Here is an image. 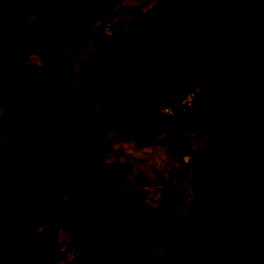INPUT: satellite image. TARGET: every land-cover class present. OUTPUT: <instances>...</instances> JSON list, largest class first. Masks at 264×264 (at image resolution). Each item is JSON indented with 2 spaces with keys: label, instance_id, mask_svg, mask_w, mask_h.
Masks as SVG:
<instances>
[{
  "label": "trees",
  "instance_id": "16d2710c",
  "mask_svg": "<svg viewBox=\"0 0 264 264\" xmlns=\"http://www.w3.org/2000/svg\"><path fill=\"white\" fill-rule=\"evenodd\" d=\"M124 1L111 12L99 7L114 0L45 1L37 12L56 23L58 34L33 23L31 36L16 41L12 49L17 56L53 59L68 49L83 69L57 75L37 62L16 71L0 68V189H26L23 206L0 217V264H95L96 259L99 264H141L142 250L135 252L121 235L135 225L137 214L109 211L104 172L92 165L106 149L104 127L132 137L146 123L151 136L164 131L174 140L170 154L165 152L169 162L156 163V169L175 167L172 173L160 185L154 178L143 180L156 185L158 193L149 218L153 238L147 243L156 264H264V161L248 186L250 202L240 204L247 146L235 144L231 163L217 169L213 163L220 129L188 127L205 107L188 106L179 118L183 131L176 133L171 130L173 118L150 102L180 99L188 65L237 69L241 85L233 89L239 119L233 136L240 137L244 109L250 107L256 120L254 152L261 154L264 0ZM243 35L256 54L248 67L240 64L231 46ZM90 39L96 50L83 58L80 50ZM65 75L82 76L98 91L97 118L58 108L62 94L79 105L90 104L66 89ZM203 94L201 90L199 98ZM123 124L128 130L121 129ZM19 150L27 159L21 183L16 179ZM157 151L163 153V148ZM145 192L140 188L137 193L142 212ZM245 224L258 232L242 234L239 229Z\"/></svg>",
  "mask_w": 264,
  "mask_h": 264
},
{
  "label": "rangeland",
  "instance_id": "374dc122",
  "mask_svg": "<svg viewBox=\"0 0 264 264\" xmlns=\"http://www.w3.org/2000/svg\"><path fill=\"white\" fill-rule=\"evenodd\" d=\"M121 1L122 3L125 2L124 0ZM139 1L142 0H138V2ZM119 3L120 0H114V2H112L113 6L114 4L119 5ZM100 6L101 7H99V10L106 12L107 7L105 5ZM5 21L7 20L3 19L0 24ZM14 25L15 27L18 26L16 22ZM247 26L248 22H246V29ZM8 33L9 30L3 35L4 43L10 39ZM93 46L94 40L90 39V42L86 46V53ZM231 46L237 53V58L243 67H248L254 63L256 54L248 47L245 35L239 39L233 40L231 42ZM111 66L113 65L111 64ZM223 80H226V85L222 84ZM235 85H241V73L237 69H232L229 71L226 69H216L214 66L202 68L200 65H188L186 88L182 93L180 101H178L179 99L170 100L169 98L163 97L157 98V100L154 99L151 103L156 107H160L159 109L169 114L173 118L174 123L171 127V130L176 133L182 132L183 130L179 126V108H177V105L175 106V104L180 103L181 106L186 107V105L191 106L195 103H198L204 106V116L199 117V121L192 124V128L198 129L200 126L204 125L205 122H207L208 125L210 124L211 126H216L220 129V144L213 163L217 169H220L231 163V149L235 144L240 142L247 146L248 153L246 159L243 162V168L245 172V188L239 201L240 204L244 205L250 202L248 186L255 180L263 164L264 139L260 138L259 140V148L262 153H255V142L252 140L251 136L252 131L256 127V120L253 117L254 115H252V111L250 114L246 113L245 115V127H242L240 137L235 138L233 136L237 121L239 119V110L234 100L233 86ZM64 86L66 87V84H64ZM73 89L75 88H72V93ZM84 89H87L86 86ZM201 90L204 91V94L203 97L199 98V92ZM93 91H95V89H91V91L87 89L86 92H84V97H86L85 99L90 101V105H88V107L92 108L94 107L95 102H97L98 97V92L96 91V94ZM81 95H78V98L82 97ZM63 98H65L66 101L71 99L67 94L63 95ZM75 104L76 108L80 106L77 103ZM182 108L181 110H183ZM121 129L128 130V126L123 124ZM150 130V123H146L132 137L124 135L106 139V149L104 153L105 160L111 164V168L107 169V175L105 178L108 208L112 214H126L127 210H132L137 214V217L134 221L135 225H132L130 229L121 235L128 238L126 243L131 246L135 252H137L139 249L142 250L144 255L139 258L141 264H156L154 255L149 252L147 246V243L153 238L152 226L149 222V218L153 215L157 202L156 196H158V193L156 195L154 190L156 188L155 186L160 185L164 179L166 180L169 174L172 173V170L175 169V167L172 170H170L171 168L168 167L164 168L165 165H162L160 168L157 166L156 169V163L169 162L167 159L165 161V152L167 151V153L170 154V148L174 140L164 131L160 133L159 136H151ZM157 148L160 150L163 148V153L158 152ZM156 152L158 154H156ZM20 154V150L17 151V158H20L21 163L18 171L26 169L27 159L23 156H20ZM159 154L162 156L160 159L158 156H156ZM177 162H179L178 158ZM84 170L85 169L83 168L82 172H84ZM23 175L24 173L17 174V179L20 183L23 179ZM145 177L154 178V183H156V185H145L143 182ZM144 187L146 188L143 189ZM19 188L20 187L18 185H12L0 189V204H2L1 206L3 210L5 209L7 201L1 191L4 190V192L7 193L6 197L8 198H11V195L17 194V196L14 197L15 199H13L14 202H17L19 200ZM140 188H142L143 192L146 191L144 193V201L146 203L145 212H142L138 206L137 193L140 191ZM9 190L11 191L9 192ZM16 205L17 204L10 202L6 212H0V217L5 213L17 211L18 206ZM44 210L45 209L43 207H40V211ZM185 223V221H182L180 229L181 235L183 233L182 229L184 228L183 226ZM239 230L242 234L258 232L257 228L251 227L248 224L241 226ZM151 248H153V243ZM92 262L99 264L102 261L96 259Z\"/></svg>",
  "mask_w": 264,
  "mask_h": 264
},
{
  "label": "crops",
  "instance_id": "0c3cea01",
  "mask_svg": "<svg viewBox=\"0 0 264 264\" xmlns=\"http://www.w3.org/2000/svg\"><path fill=\"white\" fill-rule=\"evenodd\" d=\"M44 1H47V0H0V22L3 19L9 21V22L5 21L2 24H0V68L8 69L10 71H16V70H20L22 67H24L29 62H37L39 64H44L47 68L52 70L57 75H63L66 73L76 72V71L84 68V64L80 60L75 59L73 57L71 51L69 50L70 51L69 52L68 49L61 50L57 54L56 59H53L49 56H46L44 58H40L37 55L17 56L13 53L12 49H13V46L15 45L16 41L31 36V33L33 31V26H32L33 23L40 24L45 30H47L53 36L58 34V28H57L56 23L53 22L52 19L41 16L37 12L38 7ZM105 6L107 7L106 12H111L113 7H114L112 3H107V4H105ZM15 22L18 25L17 27H15V25H14ZM8 30H9L8 36L10 39L4 43V41H3L4 36L3 35ZM89 42H90V40L87 41V44L83 47L84 49L82 48L80 50V56L83 58L91 57L92 54L94 53V51L96 50V46H95V42H94V46L86 53V46L88 45ZM63 82H64V84H66V89L69 90L70 92H71L73 87L75 88V89H73V93H74V96L76 98H78V95L82 94L81 95L82 97H80L78 99L88 100V99H85L86 97H84V92H86L87 89L89 91H91V89H93V88H90L85 80L83 81L82 76L65 75L63 77ZM85 86L87 88L86 90L84 89ZM96 91L97 90H95L93 92L96 93ZM63 95H65V94H62L57 99V106L63 113H65V114L76 113V114L80 115L82 118L89 117V118L95 119L98 117L99 110H98V104H96V102H95V105L93 108L88 107V105H84V104H80V106L76 108L75 101H73L71 99L70 100L68 99L66 101L65 98H63ZM152 100H154V99H152ZM152 100L150 102H152ZM155 100H157V98ZM178 101H180V99ZM64 102H66V103H64ZM176 105H177V108H179L178 113L180 116L186 111V109L188 107V105H186V104H185L186 107L181 106L180 103L175 104V106ZM81 106H82V108H81ZM157 108H160V107H157ZM181 108L183 110H181ZM251 111L252 110L250 107H248V106L245 107L244 118H245L246 113L250 114ZM202 116H204V115H202ZM253 117L255 119V116H253ZM198 121H199V117L193 123L189 124L188 127L191 129H194V128H192V124L197 123ZM252 123H253V121H252ZM205 124H208V123L205 122ZM243 127H245V122H244ZM101 136L103 137L104 140H106L108 138L120 136V135L117 133V131L114 127L106 126L101 130ZM260 138L264 139V134L261 135ZM260 138H259V140H260ZM263 161H264V159H263ZM110 165L111 164L105 160L104 154H103V157L101 159L97 160L92 165L93 169L104 172L103 182H104L105 186H106V183H105L106 179L105 178L107 175V169L111 168ZM243 170H244V168H243ZM25 171L26 170H23V169L19 170L17 174H19V173L23 174V172H25ZM244 178H245V172H244ZM19 187H20L19 188L20 193H19V200L17 202L13 201V199H15L14 197H16L17 194L11 195V198H8V197H6L7 193H5L4 190L1 191V193L4 194V197H5L7 202H6V206H5L4 210L1 206L2 204H0V212H2V211L6 212L10 202L17 204L16 206H18V209L23 206L25 199H26V189L23 186H19ZM10 191L11 190H9V192ZM9 213H11V212H9Z\"/></svg>",
  "mask_w": 264,
  "mask_h": 264
},
{
  "label": "built area",
  "instance_id": "2783aa9c",
  "mask_svg": "<svg viewBox=\"0 0 264 264\" xmlns=\"http://www.w3.org/2000/svg\"><path fill=\"white\" fill-rule=\"evenodd\" d=\"M0 159H1V156H0Z\"/></svg>",
  "mask_w": 264,
  "mask_h": 264
}]
</instances>
